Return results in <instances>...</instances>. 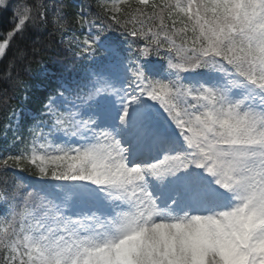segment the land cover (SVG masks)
Instances as JSON below:
<instances>
[{
  "label": "snow or ice",
  "instance_id": "6c2138e0",
  "mask_svg": "<svg viewBox=\"0 0 264 264\" xmlns=\"http://www.w3.org/2000/svg\"><path fill=\"white\" fill-rule=\"evenodd\" d=\"M0 15V264H264V0Z\"/></svg>",
  "mask_w": 264,
  "mask_h": 264
},
{
  "label": "trees",
  "instance_id": "16d2710c",
  "mask_svg": "<svg viewBox=\"0 0 264 264\" xmlns=\"http://www.w3.org/2000/svg\"><path fill=\"white\" fill-rule=\"evenodd\" d=\"M6 26H7V18L2 16V15H0V27H6ZM2 69H3V65L0 64V70H2ZM37 71H38V69H36V67L34 66V74ZM15 103L20 104V101H16ZM20 106L23 107V104H21ZM29 106L32 107V108L38 107V105L35 104V103H31Z\"/></svg>",
  "mask_w": 264,
  "mask_h": 264
}]
</instances>
